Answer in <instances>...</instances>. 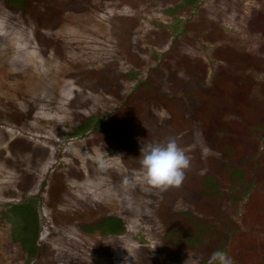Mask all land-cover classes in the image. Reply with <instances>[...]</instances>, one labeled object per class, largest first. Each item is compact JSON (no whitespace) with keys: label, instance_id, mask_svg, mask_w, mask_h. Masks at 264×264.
I'll return each mask as SVG.
<instances>
[{"label":"trees","instance_id":"16d2710c","mask_svg":"<svg viewBox=\"0 0 264 264\" xmlns=\"http://www.w3.org/2000/svg\"><path fill=\"white\" fill-rule=\"evenodd\" d=\"M0 1L12 12H20L27 28L21 32L22 44L29 47L19 50L9 33L0 31V116L6 112L7 105H12L14 112L18 109L33 118L35 129L44 125L43 128L49 129L55 121L54 114L62 107L79 104L86 87L92 93H113L115 102L106 101L101 106L102 110L111 111L109 117L96 120L94 113L82 116L72 133L88 131L80 144L82 147L90 152L107 151L116 155L127 169V173L121 174L113 168L106 171L91 168L90 175L96 171V184L87 194L79 193L73 185L72 178L83 177L77 164L69 166L66 173L56 169L47 193L50 206L62 203L71 208L70 215L62 217L51 212L53 221L67 229L60 233L65 241L59 246H48V238L38 240L37 212L31 201L2 208L0 215L12 220L17 228L14 240L19 243V251L14 249L13 241L6 240L2 248L7 254H0V264H20L16 263L20 252L34 258L33 262L23 264H88V250L98 246L101 251L97 254L105 253L103 262L120 264L124 252L110 243L116 241V235L123 232L130 218H141L156 232V255L148 259L141 252L138 264H145L146 259L148 264L177 263L190 254L196 256V264H208L218 241L226 240L224 244H229L225 239L226 228L237 225L228 211L229 208L237 211L236 206H241L239 212L244 224L252 231H264V164L261 163L264 148L259 155L257 145L264 137V80L254 77L255 72L264 73V42L253 53L230 46L216 47L212 54L221 63L211 83L206 84L208 65L201 58L195 60L183 55L174 61L176 64L168 60L155 64L157 50L171 39L168 55L174 53L178 44L190 41L186 34L183 38L180 34L204 22L202 13L197 19L183 20L185 11L196 7L197 0L162 1L163 21L167 24L155 25L159 29H156V51L151 57L147 56L148 48L140 46L131 52L126 46L128 36L118 27L129 24L131 30L136 22L125 5H112L109 0ZM28 20H35L37 25L34 37L28 32ZM257 21L264 37V11H254L248 24L251 27ZM218 33L222 36L221 30L212 26L205 37L213 42ZM39 45L42 55L53 50L58 60L67 63L60 68L56 66V77L47 74L46 69L41 70L46 64L29 58L33 55L30 49ZM122 59L127 69L117 74L115 66L122 64ZM78 66L82 70L76 71ZM145 67L146 76L132 91L121 95V80L135 81ZM34 71L38 72L41 83L26 84L23 80L28 81ZM18 73H21L18 78L23 80L17 82ZM109 77L115 80L106 86ZM36 106L40 107L38 111ZM169 138L176 139L190 155V167L179 187L161 190L144 181L140 149L143 145L164 143ZM4 139L7 138L1 140L0 163L7 167L16 158L25 164V157L32 160L36 155L37 161L44 158L46 149L27 139L10 141L13 152L5 156ZM88 165L96 167L90 162ZM133 173H138L139 178L134 179ZM180 196L187 207L176 209L174 203ZM101 203H110L113 209L95 210ZM62 220L65 223L61 224ZM95 230L101 233L100 239H87L85 233ZM233 236L240 234L236 232ZM237 250L236 258L238 255L241 261L254 258L244 244L238 245ZM257 261L264 264L263 258Z\"/></svg>","mask_w":264,"mask_h":264},{"label":"rangeland","instance_id":"374dc122","mask_svg":"<svg viewBox=\"0 0 264 264\" xmlns=\"http://www.w3.org/2000/svg\"><path fill=\"white\" fill-rule=\"evenodd\" d=\"M162 1L163 0H109L112 5H125V10L130 11L133 16L132 21L136 22L134 28L131 30H129V24L118 27L121 33L127 34L128 41L126 46L130 48L131 52L137 47L140 49L141 46V49L148 48L147 56L151 57V54L156 51L155 42L157 43L156 38L158 34L156 29H159V27L155 28V25L157 23L162 25L167 24L165 23V20L163 21ZM197 1L196 7L185 11L183 20L190 18L191 20L194 18L197 19L202 13L204 15V22L201 24H195V27H191L186 32L180 34V37L182 38L186 34L190 41L184 39V41H186L185 44H178L174 53L171 52L170 55H168L172 46L171 39L164 48L157 50L158 56L155 64H161L164 60L174 63L175 60H179L183 55H188L192 59L195 58V60L201 58L208 65L205 83L210 84L218 65L221 63V61L215 58L212 54L216 47L230 46L240 51L253 53L258 48V44L264 42V37L261 32L262 30L259 29V22L257 21V24L251 27L248 24V20L254 11H264V0ZM11 12L12 11L6 7L5 3L0 1V31H6L9 33V36L12 38V43L17 45V47L16 45H14V47L19 50L28 49L29 47L26 44H22L21 40V32L27 30V28L24 27L26 22L19 11H14L12 14ZM28 23L30 24L28 32L34 37L37 28L35 20H28ZM152 26L154 27V30L151 31ZM212 26L217 27L222 32V36H218L220 33L216 34L218 37H216V41L213 42L205 37V35L210 32ZM147 32H150L148 33L149 37H146ZM212 36L215 35L213 34ZM33 37L31 39H33ZM33 48L34 49H30V52L33 55H30L29 58L33 62H39L41 65L46 64L44 67L40 68L41 70H48L47 74L52 77L57 76L56 66L60 68V66L67 65L65 61L57 59L55 51L51 50L50 53L47 52L46 55H42V47H40V45L39 47ZM121 62L122 64L115 66V72L118 71L117 74L125 72L127 69L126 62H123V59ZM80 69L82 70V67L78 66L76 71H79ZM147 70L148 68L145 67L142 75H140L142 78L138 76L133 82H130L127 79H122L121 95H125L132 91V88L136 83L146 76ZM22 73L25 76L27 70L24 69ZM19 74L21 73H18L16 76L17 82L18 80H23L18 78ZM236 74L241 77L243 76L240 72H236ZM111 75H115V73H112ZM110 77L105 83L106 86L115 80V78L111 80ZM254 77L257 80H264V73L255 72ZM23 81L26 84H29L30 81L41 83L38 72L36 71L28 77V81ZM84 81L85 79L82 80L83 83ZM85 92L86 93L83 95L82 99H80L79 104L78 102L77 104L73 102V104L76 105L72 107L67 106L66 108L62 107L60 108L59 113L56 111L57 114H54L53 117L55 121L53 120L54 123L49 129L46 127L43 128L45 125L35 129L34 122L32 121L33 118L26 116L18 109L14 112L12 105H7L6 112H4V115L0 116V144L4 136L7 138L3 140L5 156H9L10 152H13V146L8 144L10 141L27 139L32 144L42 145L46 149L44 152V158L39 159V161H37L38 156L34 155V159L32 160L25 157L26 164L20 162L17 158L11 167H7L0 163V210L8 205L31 201L37 212V225L39 228L38 240L41 241L48 238L47 243L48 246L51 247L63 244L65 240L60 233L62 230L67 231L64 225L61 226L53 221L51 212L57 215L59 214L62 217L68 214L70 215L71 211V208H69L67 204L54 203L52 207L50 206V199L47 193L52 175L56 169L61 168L62 172L66 173L69 171V166L77 164L76 167L83 172V177L81 179H77V177L74 179L72 178L75 182L73 185L77 188L76 190H78L79 193L86 194L93 191L94 180L96 179V171L93 174L95 177L90 175L91 168L98 167L105 171L113 168L114 171L116 170L121 174L127 173V169L123 167L118 156L111 155V153L108 154L107 151L90 152L87 147H82L80 145L86 138L85 136L88 131L82 132L81 134L72 133V130H74L73 126L79 124L83 119L82 116L94 113L96 115L95 118H97L96 120L109 117L111 111L102 110L101 106L106 101L115 102L113 93H108L106 91L92 93L87 87ZM35 109L38 111L40 107L36 106ZM75 111L77 113L71 115V113ZM163 112L164 111H162V114ZM45 115L46 113L44 112L43 116ZM38 120L40 119L38 118L37 121ZM22 127H26L27 129ZM26 143L29 144L28 142ZM257 145L260 155V152H262L264 148V137L257 141ZM101 158L106 162L107 167L101 168L99 166L97 161ZM89 162L95 164L96 167H90L88 165ZM27 163L34 164L27 165ZM261 163L264 164L263 157L261 158ZM26 174H28V176H25ZM133 175L134 179L139 178L138 173H133ZM186 207L187 204L184 198L181 196L178 197L174 203V208L180 209ZM240 208L241 206H236L237 211H233L229 208L228 216L231 217V220H234V223L237 226L232 227L230 224L231 227L226 228L227 232L225 233V239L227 237L229 244H224L226 243V240H224V242L221 240V242L218 241L216 251H224L233 260L236 258V254H238L237 246L244 244L245 250L253 254L254 258L241 261L238 259L237 255L234 262L237 264H259L257 260L259 258L264 259V231H252L248 225L244 224L241 221V212H239ZM111 209H113V206H110V203L105 205L101 203L100 206L95 208V210L98 211H109ZM62 223H65V221L62 220L61 224ZM15 231H17V228L12 224V220L3 218L2 215H0V254H4V256L7 254L2 248V245L6 240L13 241L14 249L19 251V246H17L19 243L14 240ZM236 232H238L240 236H233ZM85 236L87 239L96 240L98 238L100 239L101 233L98 230L88 231L85 233ZM155 236L156 232H152L150 230V225L146 224L144 220L141 218H130L126 220L123 232L116 235V241L111 242L110 245L116 249L121 248L123 250L124 256H122L120 264H138V259H140L142 255L148 256V259L156 255ZM254 239L256 241L252 244L251 248H249L250 243H252ZM100 248L101 246H98L96 249L91 248L88 250L86 255L88 264H93V262L97 264H112L103 262V254L105 253L97 254V251L100 250ZM141 252L142 255L140 254ZM20 256L21 257L17 258L16 263H31L34 260L32 257H28L25 252H20ZM113 257L114 255L111 253L110 258ZM195 257L190 254L189 256H184L179 262L171 264H196ZM148 259L145 260V264H148Z\"/></svg>","mask_w":264,"mask_h":264},{"label":"clouds","instance_id":"9594fccd","mask_svg":"<svg viewBox=\"0 0 264 264\" xmlns=\"http://www.w3.org/2000/svg\"><path fill=\"white\" fill-rule=\"evenodd\" d=\"M140 156L144 181L161 190L179 187L185 179V171L190 167V157L174 138H169L164 143L143 145ZM97 162L101 168L107 167L102 158ZM208 264L234 262L224 251L217 250L211 254Z\"/></svg>","mask_w":264,"mask_h":264}]
</instances>
